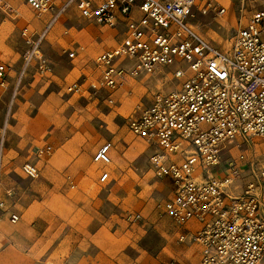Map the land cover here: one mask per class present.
I'll use <instances>...</instances> for the list:
<instances>
[{"label":"rangeland","instance_id":"obj_1","mask_svg":"<svg viewBox=\"0 0 264 264\" xmlns=\"http://www.w3.org/2000/svg\"><path fill=\"white\" fill-rule=\"evenodd\" d=\"M3 1L8 8L0 7V64L11 67V77L7 88L0 86V147L11 87L27 51L21 32H40L47 21L26 0ZM215 1L228 14L199 17L194 25L203 38L227 49L241 22L249 20L250 8L241 16L243 0ZM119 40L111 28L70 11L43 46L54 76L41 78L35 61L28 68L3 143L2 195L20 220L10 224L7 215L5 225L0 223V264H201L199 247L180 243L163 214L171 183L155 176L150 148L126 125L138 105L175 84L166 72L127 78L115 95L116 104L108 106L94 61ZM74 83L84 90L67 93ZM106 142L114 145L111 180L100 183L103 166L93 157ZM236 145L224 162L237 158L240 149L247 156L242 165L247 174L241 179L248 177L250 164L257 174L264 161V138H252L239 149ZM27 165L36 167L35 178L25 173ZM247 179L238 183L243 186ZM128 214L142 219L128 222Z\"/></svg>","mask_w":264,"mask_h":264},{"label":"built area","instance_id":"obj_2","mask_svg":"<svg viewBox=\"0 0 264 264\" xmlns=\"http://www.w3.org/2000/svg\"><path fill=\"white\" fill-rule=\"evenodd\" d=\"M248 1L252 6L243 0L240 13L250 8L249 20L241 22L226 49L203 38L194 25L199 17L228 14L215 0H26L47 21L40 32H21L27 51L1 129L0 220L8 213L12 224L20 220L2 195L1 166L22 82L33 61L41 78L54 76L43 46L60 20L74 11L120 37L94 61L108 106L116 104L115 95L127 78L166 72L175 84L138 105L126 125L150 148L155 176L171 183V196L162 208L178 241L197 245L201 264H264V161L257 174L250 164L248 177L241 179L247 174L242 169L247 156L239 149L252 138H264V0ZM4 6L8 8L0 0ZM10 71L0 64L2 88L9 85ZM90 88L97 91L92 83ZM66 90L77 94L84 89L74 83ZM232 144H237L239 155L224 162ZM113 152L114 145L106 142L94 154L93 161L103 166L100 183L111 180ZM25 173L35 178L36 167L27 165ZM247 178L251 180L243 186L238 183ZM141 219L140 214L127 216L128 222Z\"/></svg>","mask_w":264,"mask_h":264},{"label":"crops","instance_id":"obj_3","mask_svg":"<svg viewBox=\"0 0 264 264\" xmlns=\"http://www.w3.org/2000/svg\"><path fill=\"white\" fill-rule=\"evenodd\" d=\"M169 182H170V181H169ZM12 212H15V211L12 210ZM15 213H16V212H15ZM7 215H9V217H8V219H7L8 222H9L10 224H12V223L10 222V219H9V218H10V213H8V214H6L5 216H3L2 219L0 220L1 225H2V224L5 225V223H6V222H5V220H6L5 218H6ZM6 226H7V225H6Z\"/></svg>","mask_w":264,"mask_h":264},{"label":"bare ground","instance_id":"obj_4","mask_svg":"<svg viewBox=\"0 0 264 264\" xmlns=\"http://www.w3.org/2000/svg\"><path fill=\"white\" fill-rule=\"evenodd\" d=\"M120 150H122V149H120ZM112 168L114 169V167L112 166ZM3 230V229H2ZM4 231V230H3ZM5 232V231H4Z\"/></svg>","mask_w":264,"mask_h":264}]
</instances>
